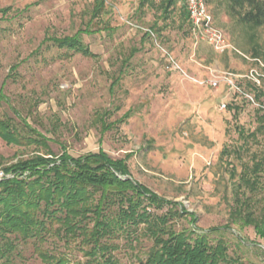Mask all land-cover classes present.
Listing matches in <instances>:
<instances>
[{
	"label": "rangeland",
	"instance_id": "obj_1",
	"mask_svg": "<svg viewBox=\"0 0 264 264\" xmlns=\"http://www.w3.org/2000/svg\"><path fill=\"white\" fill-rule=\"evenodd\" d=\"M139 2L105 0L91 32L81 35L90 58L49 38L86 29L94 0H0V115L22 131L25 120L57 155H130V177L189 214L170 221L176 232L208 233L227 243L237 264H264L263 241L251 227L223 228L237 179L231 169L238 174L264 152V133L248 138L264 115V29L249 30L222 3L209 4L215 26L240 54L218 53L192 37L180 3L164 20ZM44 152L0 140L2 166ZM213 228L221 230L208 232ZM78 241L52 237L44 247L83 264ZM114 243L118 264H139L151 246L139 235ZM12 261L41 263L30 243L20 244Z\"/></svg>",
	"mask_w": 264,
	"mask_h": 264
},
{
	"label": "trees",
	"instance_id": "obj_2",
	"mask_svg": "<svg viewBox=\"0 0 264 264\" xmlns=\"http://www.w3.org/2000/svg\"><path fill=\"white\" fill-rule=\"evenodd\" d=\"M205 1L207 5L222 3L226 14L249 30L264 29V0ZM104 3L105 0H94L89 25L83 31L49 39L59 49L92 58L81 35L91 32L90 23L103 13ZM178 3L179 0H140L139 7L156 8L166 20ZM180 5L190 31L188 14ZM254 56L256 60L257 54ZM257 95L259 100L262 94ZM3 99L0 94V103ZM259 121L258 129L248 138L255 139L256 132L264 133V115ZM23 125L25 132L11 118L0 115V140L11 146H41L45 152L8 166H2L0 158L4 175L0 179V264H13L17 247L28 243L40 264H70L53 248L45 249L52 237L65 242L79 239L83 264H118L112 255L118 248L114 239L122 237L130 243L138 235L151 241L139 264H237V259L229 256L224 240L212 242L208 233L174 230L170 221L189 214L180 204L166 201L135 182L125 163L130 155L114 160L102 149L78 157L64 150L57 155L47 146L48 139L25 120ZM230 176L237 179L232 184V203L223 228L251 227L264 245V152L254 153L251 164L242 163L238 174L232 168ZM164 205L169 209L158 215L156 211ZM217 230L221 228L208 232Z\"/></svg>",
	"mask_w": 264,
	"mask_h": 264
},
{
	"label": "built area",
	"instance_id": "obj_3",
	"mask_svg": "<svg viewBox=\"0 0 264 264\" xmlns=\"http://www.w3.org/2000/svg\"><path fill=\"white\" fill-rule=\"evenodd\" d=\"M185 7L189 18L190 34L196 41H203L208 44L215 52H236L240 54L226 40L224 33L215 26L213 16L208 10V5L205 0H179ZM243 56V55H242ZM226 79H229L226 77ZM232 87L233 83L228 81ZM216 85V83H213ZM3 173L0 172V179L3 178Z\"/></svg>",
	"mask_w": 264,
	"mask_h": 264
}]
</instances>
